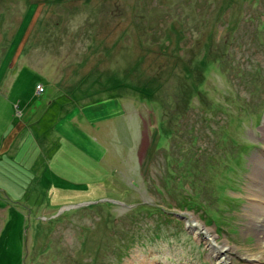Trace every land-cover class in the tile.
Wrapping results in <instances>:
<instances>
[{
  "label": "rangeland",
  "instance_id": "374dc122",
  "mask_svg": "<svg viewBox=\"0 0 264 264\" xmlns=\"http://www.w3.org/2000/svg\"><path fill=\"white\" fill-rule=\"evenodd\" d=\"M263 213L264 0H0V264H264Z\"/></svg>",
  "mask_w": 264,
  "mask_h": 264
},
{
  "label": "crops",
  "instance_id": "0c3cea01",
  "mask_svg": "<svg viewBox=\"0 0 264 264\" xmlns=\"http://www.w3.org/2000/svg\"><path fill=\"white\" fill-rule=\"evenodd\" d=\"M94 93L95 92H90V93H88V94H85L84 96H82L81 97V102L85 105V107H84V109L85 108H87V110H86V112L89 114V115H91L90 114V111H91V109H93V108H96V111H95V113L93 114V115H95L96 116V113H97V111H98V109H99V107H102V106H104L105 104H108V105H115V103H120V101L119 100H115V101H107V100H105L103 103L101 102V99H97V98H95L94 97ZM109 100H111V99H109ZM109 115L107 114L106 116H103V118L104 117H108ZM86 118L87 119H89V120H92V118H90V117H87L86 116ZM93 121V120H92ZM77 132H79L78 130H76Z\"/></svg>",
  "mask_w": 264,
  "mask_h": 264
},
{
  "label": "bare ground",
  "instance_id": "6f19581e",
  "mask_svg": "<svg viewBox=\"0 0 264 264\" xmlns=\"http://www.w3.org/2000/svg\"><path fill=\"white\" fill-rule=\"evenodd\" d=\"M258 160L259 159H257V161ZM257 218H258V220H260V216L257 217ZM195 224H196L195 225L196 229L199 231L200 230V227H199L198 223H195ZM208 230H210V229L208 228ZM206 237H207V242L212 246V248H214L217 251L216 252L217 254H226V255L228 254V251H229L230 246L227 244V242H225L224 244L220 245V244H217L215 242L214 238L212 236L208 235V233H207ZM258 244L261 246V248L264 246V238L262 236H261V238H259ZM248 256H247L248 258H258L255 255H248Z\"/></svg>",
  "mask_w": 264,
  "mask_h": 264
},
{
  "label": "trees",
  "instance_id": "16d2710c",
  "mask_svg": "<svg viewBox=\"0 0 264 264\" xmlns=\"http://www.w3.org/2000/svg\"><path fill=\"white\" fill-rule=\"evenodd\" d=\"M149 93H148V91H145L144 93H143V95H148Z\"/></svg>",
  "mask_w": 264,
  "mask_h": 264
}]
</instances>
